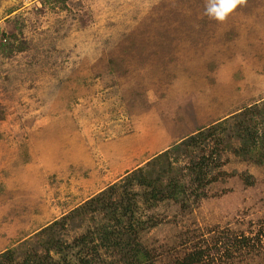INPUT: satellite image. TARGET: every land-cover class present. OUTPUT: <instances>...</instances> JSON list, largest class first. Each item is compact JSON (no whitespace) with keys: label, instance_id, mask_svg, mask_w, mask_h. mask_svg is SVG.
<instances>
[{"label":"rangeland","instance_id":"1","mask_svg":"<svg viewBox=\"0 0 264 264\" xmlns=\"http://www.w3.org/2000/svg\"><path fill=\"white\" fill-rule=\"evenodd\" d=\"M205 2L0 0V253L218 126L169 154L178 178L205 161L203 185L142 240L156 264H264V164L235 151L243 114L264 133V0L223 22Z\"/></svg>","mask_w":264,"mask_h":264},{"label":"trees","instance_id":"2","mask_svg":"<svg viewBox=\"0 0 264 264\" xmlns=\"http://www.w3.org/2000/svg\"><path fill=\"white\" fill-rule=\"evenodd\" d=\"M241 118L234 126L235 135L241 140L236 154L264 164V133L258 127L261 124L251 123L244 114ZM210 128L209 133L202 129L126 172L119 180L32 235L34 240L28 238V243L22 242L1 252L0 264H156L158 255L142 240V234L156 225L151 211L165 200L182 201L190 184L198 181L199 187L204 179L202 165L205 161L199 163V169L189 168L187 173L195 172L194 176L183 174L178 178L173 163L178 158L169 160L168 156L187 142L192 147L206 142L218 126ZM86 221L89 224L85 231L70 239V233ZM203 255V250L197 249L178 264L201 263Z\"/></svg>","mask_w":264,"mask_h":264},{"label":"clouds","instance_id":"3","mask_svg":"<svg viewBox=\"0 0 264 264\" xmlns=\"http://www.w3.org/2000/svg\"><path fill=\"white\" fill-rule=\"evenodd\" d=\"M246 3L247 0H206L204 11L208 18L223 22L229 14Z\"/></svg>","mask_w":264,"mask_h":264},{"label":"crops","instance_id":"4","mask_svg":"<svg viewBox=\"0 0 264 264\" xmlns=\"http://www.w3.org/2000/svg\"><path fill=\"white\" fill-rule=\"evenodd\" d=\"M198 131H199V130H197L196 132H198ZM169 132H170V131H169ZM170 133H171V132H170ZM183 140H184V139H183ZM181 141H182V140H181ZM181 141H178V143L181 142ZM168 149H169V148H168ZM163 150H164V149H163ZM163 150H161L160 153H162ZM157 155H158V154H157ZM150 159H152V158H149L147 161H149ZM123 176H124V175H123Z\"/></svg>","mask_w":264,"mask_h":264}]
</instances>
